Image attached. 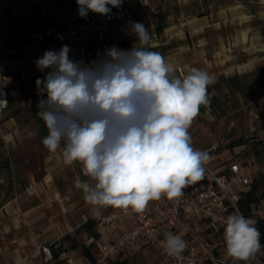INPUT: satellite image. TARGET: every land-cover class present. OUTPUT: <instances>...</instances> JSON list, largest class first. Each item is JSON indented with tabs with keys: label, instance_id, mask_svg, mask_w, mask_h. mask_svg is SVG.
Instances as JSON below:
<instances>
[{
	"label": "clouds",
	"instance_id": "clouds-1",
	"mask_svg": "<svg viewBox=\"0 0 264 264\" xmlns=\"http://www.w3.org/2000/svg\"><path fill=\"white\" fill-rule=\"evenodd\" d=\"M78 14L111 13L122 0H76ZM141 47H110L91 63L73 61L70 48L45 51L36 60L40 71L37 105L47 135L42 144L61 151L62 163H79L93 183L78 184L92 206H112L143 213L150 201L166 197L179 203L184 190L205 178L210 156L193 147L189 129L201 106L210 104L215 83L207 71L192 68L182 78L161 53L149 50L152 32L130 22ZM214 94V93H213ZM5 95L0 90V96ZM0 99V108L7 107ZM257 220L238 210L225 220L226 254L249 261L261 251ZM163 251L179 257L187 248L181 235L166 232Z\"/></svg>",
	"mask_w": 264,
	"mask_h": 264
},
{
	"label": "rangeland",
	"instance_id": "rangeland-1",
	"mask_svg": "<svg viewBox=\"0 0 264 264\" xmlns=\"http://www.w3.org/2000/svg\"><path fill=\"white\" fill-rule=\"evenodd\" d=\"M18 26L28 32L26 24L19 23ZM136 47L141 45L137 43ZM18 70L20 77L29 73L27 68ZM19 76L14 68L11 82ZM44 77L27 78L8 87L11 104L7 117L14 120L0 132V205L11 199L15 207L9 211L0 207V246L6 248L5 251L14 252L15 264H52L46 259L43 248L62 242L67 251L61 256V264H91L81 248L72 250L71 246L74 241L91 244V238L80 226L90 219H98L91 211L101 207L88 204L78 187L84 181L94 184L83 175L81 165L62 163L63 144L52 159H48L50 152L42 144V119L38 115V107L32 105L40 95L36 80ZM208 91L210 104L201 106L189 129L193 145L200 150L218 149L215 154L218 163L238 161L252 172L253 179L264 174V59L251 74L237 80L217 81L209 86ZM5 137L13 138L15 146L7 144ZM236 140L246 143L229 149L228 145ZM255 215L264 217V200L255 206ZM41 224H45L40 231L45 232L47 238L39 241L34 233ZM206 227L211 228V225ZM3 228L8 235L3 234ZM202 230L200 226H193L187 238L190 241L207 238L209 234ZM94 244L92 253L97 259L96 264H160L159 253L151 247L134 248L104 259L99 243ZM217 244L211 256L214 258L212 262L241 264L242 261L226 254V246L221 244L220 238ZM24 249L35 250L38 257H26ZM261 254L246 262L264 264ZM2 260L3 264H10L12 258L4 257Z\"/></svg>",
	"mask_w": 264,
	"mask_h": 264
},
{
	"label": "built area",
	"instance_id": "built-area-1",
	"mask_svg": "<svg viewBox=\"0 0 264 264\" xmlns=\"http://www.w3.org/2000/svg\"><path fill=\"white\" fill-rule=\"evenodd\" d=\"M143 1L122 0L119 7L108 5L111 8L108 15L89 11L87 17H81L76 0H0V90L5 93L0 99L8 102L6 108H0V132L10 107L8 87L14 68L18 76L20 67L29 70L25 76L13 80L12 84H18L27 78L46 76L49 70L40 71L36 60L45 51H59L64 45L70 48L71 60L85 63L97 60L105 49L113 46L121 50L136 47L139 41L130 31V22L142 23L151 32L148 20L138 13ZM19 23L27 25V33L18 28ZM153 47L150 43L149 50ZM205 151L210 156L205 178L186 188L179 203L162 197L150 201L143 213L114 207L115 213L109 218L112 224L117 225L119 217L132 216L135 225L132 230L121 229L116 239L97 241L104 259L145 242L159 253L160 264H206L207 260H214L211 257L213 246L207 238L187 242V248L179 257L168 256L162 245L166 231L176 230L194 220L211 225L213 237L220 238L221 244L226 246L227 216L238 210L246 217L240 207L239 191L250 183L252 172L238 161L218 163L213 149ZM100 232L102 235L105 230L101 228ZM43 249L46 259L51 260L49 247Z\"/></svg>",
	"mask_w": 264,
	"mask_h": 264
},
{
	"label": "crops",
	"instance_id": "crops-1",
	"mask_svg": "<svg viewBox=\"0 0 264 264\" xmlns=\"http://www.w3.org/2000/svg\"><path fill=\"white\" fill-rule=\"evenodd\" d=\"M138 13L151 25L152 50L173 63L177 76L181 78L192 68H198L207 71L215 82L237 80L254 72L258 63L264 59V0H144L138 6ZM7 115L3 128L14 120L13 117L8 119ZM43 131L42 137L47 133L45 129ZM5 142L12 147L16 143L9 137H5ZM53 154L50 153L48 159L51 160ZM0 207L9 211L15 206L13 200L8 199ZM100 207L99 210L93 208L91 211L93 216L100 219L101 228L105 230L100 242L116 239L121 229L134 228L132 216L119 217L117 225L112 224L109 218L115 213L114 207ZM44 225L36 228V240L47 238L45 232L40 231ZM193 226H200L202 232L209 234L207 239L213 249L219 245L218 238L213 237V230L207 228V224L194 220L166 232L181 235L189 243L196 240L190 241L187 238ZM4 229L3 234L8 235ZM142 246L149 247L142 242L136 248ZM4 249L0 246V264H3L4 257H11L10 264H15L14 252ZM28 250H23L26 257H38V252ZM69 262L72 263L71 260Z\"/></svg>",
	"mask_w": 264,
	"mask_h": 264
},
{
	"label": "trees",
	"instance_id": "trees-1",
	"mask_svg": "<svg viewBox=\"0 0 264 264\" xmlns=\"http://www.w3.org/2000/svg\"><path fill=\"white\" fill-rule=\"evenodd\" d=\"M46 99L47 95L44 93L43 95H39L36 97L32 105L33 107H36L39 103L40 99ZM43 127L45 131L47 132L46 126L44 124V121L42 120ZM246 142L243 140H236L231 142L228 145L229 149H235L236 147H239ZM215 154H217L218 149L214 150ZM264 187V174H260V176H257L255 179H253L251 175V180L248 185L243 187L240 191V207L242 208L244 214L247 218H254L257 220L256 227L258 228L260 232V243H261V253L264 256V217L263 216H256L255 215V206H258L259 203L264 200V190L262 188ZM80 229L82 231L86 232L88 236L91 238V244H80L77 241H74L71 249L76 250L78 248H81L83 255L85 258L91 263L96 264L97 259L92 253V247L95 245L94 243L97 241H100L101 239V221L100 219H90L83 223L80 226ZM69 238V237H68ZM49 249L52 255V264H61V256L67 251L62 242H56L49 245ZM259 254V252L257 253ZM206 264H228L224 262H212V260H207ZM241 264H250L248 262L242 261Z\"/></svg>",
	"mask_w": 264,
	"mask_h": 264
}]
</instances>
